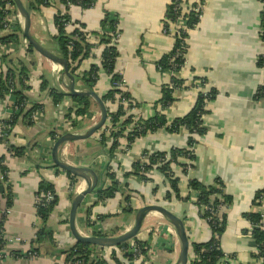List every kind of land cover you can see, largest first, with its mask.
<instances>
[{
    "label": "crops",
    "instance_id": "0c3cea01",
    "mask_svg": "<svg viewBox=\"0 0 264 264\" xmlns=\"http://www.w3.org/2000/svg\"><path fill=\"white\" fill-rule=\"evenodd\" d=\"M94 1L92 8L82 9L70 5L67 10L71 21L82 24L87 32V40L95 45L91 56L78 68L79 73L87 72L91 66H100L104 50L103 45L98 44L102 32L101 22L106 14L112 16L120 35L116 43L118 58L115 71L122 77L123 89L138 104L129 114L144 120L150 119L155 115L161 87L168 84L172 77L156 68L157 61L169 54L174 45L173 37L163 31V20L171 0ZM184 2L190 7L201 3L202 14L197 25L188 31L184 65L175 75L184 84L173 92V103L163 114L168 123L187 115L199 93L195 88L198 80L205 81L201 87L204 92L213 89L217 95L214 100L206 102L207 113L202 117L206 133L197 139L193 148V168L184 174L181 167L172 166L175 177L179 179L178 189L182 200L164 199L168 185L164 176L155 169L148 173L150 183H142L136 177L126 179L124 174L131 172L132 164L144 152L152 154L186 148L187 131L181 129L178 133L169 134L159 130L136 139L128 149L123 137L119 140L113 166L120 167L115 170L117 180L122 185L128 184L135 193L130 201L131 210L119 215L125 206L119 194L113 199L98 202L95 193L84 199L76 216V227L83 233L94 228L106 234L120 235L131 228L139 208L157 204L183 220L190 243L191 260L194 258L191 245L208 242L211 229L201 217L200 209L193 204L194 196L191 201H183L189 193L187 182L196 179L205 186H211L215 181H220L230 203L220 211L226 217L220 248L231 257L220 264H261L252 258L256 249L252 238L246 234L249 224L242 216L253 210L255 194L264 189V96L255 98L258 89L264 87V70L258 66V59L264 53V42L260 38L264 5L261 0ZM57 11L64 13V5L58 0H50L49 7L31 13L30 33L42 46L59 56L54 43L57 32L53 23ZM19 50L23 52V48ZM27 60L32 62L28 69L30 95L37 103L44 104V109L33 115L32 125L20 120L12 130L9 141L13 146L25 148L23 157L13 156L8 152L7 145L0 141V158L3 157L2 165L7 169L12 191V206L3 228L7 238L22 240V244L8 246V258L4 264H64L63 256L50 258L46 255L48 245L40 249L38 257L28 260L15 259L9 252L26 253L29 243L35 238L38 220L34 201L42 180L53 185L58 198V204L48 221L54 242L57 248L74 244L68 222L64 223L63 220H68L72 198L86 186L83 181L77 180L74 189H70L67 175L53 167L51 150L55 140L51 139L50 133L54 132L57 138L69 131L83 133L98 121L99 111L91 100L86 115L77 121V126L72 127L64 118L74 108L71 100L67 98L54 106L51 100L45 99L47 93L39 89V77L45 78L49 88L57 87L54 73L57 66L35 52L28 55ZM64 82L67 83V79ZM74 87L82 89L79 82ZM109 89L110 77L100 72L94 92L103 96ZM12 103V98L8 97L0 102V120L10 118ZM98 139L95 135L84 141L66 143L65 153L60 154V159L70 165L91 168L98 177L97 190L102 185L105 188L109 185L103 174L108 158L98 144ZM178 161L189 163L182 158ZM0 204L4 205L3 199H0ZM87 211L90 212V226L86 223ZM260 211L264 214V198ZM173 231L172 226L159 214L149 213L136 237L149 246V261L142 257L128 262L119 253H114L121 264H174L180 244ZM111 254L112 251L106 260L109 264H115L110 260Z\"/></svg>",
    "mask_w": 264,
    "mask_h": 264
},
{
    "label": "trees",
    "instance_id": "16d2710c",
    "mask_svg": "<svg viewBox=\"0 0 264 264\" xmlns=\"http://www.w3.org/2000/svg\"><path fill=\"white\" fill-rule=\"evenodd\" d=\"M24 7L31 14L38 12L42 7H49L50 0H21ZM60 4L65 7V12L57 11L53 17V23L56 28V36L54 43L56 51L60 57L66 60L68 70L74 77V85L79 82L82 89L94 91V86L99 78V73L103 72L110 77V89L103 96H99L107 109V118L105 125L95 135H97L98 144L103 149L108 158V164L103 170L104 177L108 179V187L103 185L97 191L98 202H104L108 199H113L117 194L121 196L122 202L125 206L122 207V212L119 214L128 213L131 210L130 201L135 193L129 189V185H122L116 178L115 170H119V166L114 164L115 153L119 148V140L125 138L127 142L126 149L139 138L148 134L156 133L159 130H164L169 134L178 133L181 129H185L188 133L187 146L184 149L173 148L168 152H156L149 154L144 152L141 154L139 160L132 164L131 172L125 173L124 178L136 177L142 183H150L148 173L155 169L159 171L165 178L168 185V191L165 194V200L171 199L182 200L180 197L178 184L179 179L175 177L172 166L181 167L185 174L188 169H192V162L194 161L193 148L197 143V139L205 135L206 129L202 123V117L207 113L206 102L214 100L217 92L213 89L205 92H199L194 106L190 112L182 118L174 119L168 123L163 111L173 103V92L181 88L184 84L175 75L180 71L184 65V56L187 50L188 31L193 29L199 19L194 13L189 12L185 15V30H180V35H173L174 45L171 52L163 56L156 63V68L161 73H171L172 77L170 82L161 87V97L155 105V115L147 120L136 118L129 114L138 104L134 103L129 93L124 89H118V84H121L122 77L115 71V64L118 58L116 45H110V33L116 34L117 22L108 14L105 15L101 22V34L98 44L103 45L104 50L101 55L100 66H91L90 69L81 74L78 68L81 63L91 56V52L95 47L87 40V32L84 26L78 22L71 21L67 14L70 5L81 7L82 9L92 8L95 4L94 0H58ZM180 0H171L166 9L165 17L163 20V31H168V22H176L178 15V4ZM185 5H187L185 3ZM7 6L16 8L11 0H0V47L5 46L4 52L0 49V102L6 98H12L14 105L11 107L12 114L7 120H0V126L7 127L6 130L1 132L5 134L0 139L8 147V152L17 158H21L26 154L25 148L13 146L9 137L12 134L14 126L20 121L32 125L33 115L40 110L44 109V104L37 103L30 95V74L28 73L29 65L27 56L34 54L33 49L28 45L26 49L23 48V54L20 53L22 49L21 42L23 40L21 28L12 16V12L7 10ZM189 6V5H187ZM10 15V16H9ZM69 26H67V25ZM261 40L264 42V12L262 14V33L260 34ZM258 66H263V58L260 56L258 59ZM3 67V68H2ZM2 69V70H1ZM40 79V92L47 93L46 100H51L54 106L62 103L63 100L69 98L66 94L58 88L48 87V83L44 77ZM200 88L204 86V80H198ZM196 87V86H195ZM264 96V87H260L256 93V99ZM74 105L72 110L64 117L65 121L70 122L72 127L77 126V121L82 119L87 111L90 109L91 99L85 96H75L69 98ZM45 100V101H46ZM127 102L124 107L121 101ZM128 112V113H127ZM129 114V115H128ZM66 122V123H68ZM129 130V132H127ZM94 135V136H95ZM52 140H56L58 136L54 132L50 133ZM147 158V163H141V160ZM186 159L189 163L182 164L178 160ZM113 161L112 165L110 164ZM3 157L0 158V199L4 200V205L0 204V212L3 209H10L12 206L11 185L7 178V169L2 165ZM70 179V189H74L77 179L69 174H66ZM188 196L183 201H191L192 195L194 196L193 204L200 209L201 217L207 222L211 229V238L204 244L191 245L194 258L188 264H220L224 259L229 256L225 255L220 248V237L223 234L226 226V217L221 215V218L216 216V212L220 206H226L229 203V198L223 193V185L220 181H215L214 185L205 186L196 179L188 180L187 182ZM52 191L54 187L50 183L41 181L38 185L36 196L41 193ZM156 192V189L153 190ZM264 198V189L255 194L252 203L253 210L244 213L242 218L249 224V230L246 232L252 238L253 246L256 252L252 254V258L264 264V214L260 211L262 200ZM221 199V200H220ZM58 204L57 195L52 202L43 206H35L36 217L38 220V230L35 233V238L29 243V249L26 253L18 251H10L9 254L15 259H32L40 255V249L48 245V253L50 258L58 256L64 257V264H73L78 261L83 264H109L105 259H99L88 263L90 256V249L94 248L91 245L74 242L67 247L57 248L54 239L53 231L48 227L49 218ZM258 209V210H255ZM210 210L215 213H211ZM90 212L86 213V223H88ZM119 215H115L119 217ZM6 218L0 215V251L5 248L6 242L3 240L2 233L4 232V222ZM103 221L102 217H99ZM67 223L68 220H63ZM37 227V226H36ZM101 236V233L97 234ZM130 242L135 243L139 248L140 254L143 259L149 261V246L146 243L138 241L136 238ZM129 243V242H127ZM127 243L117 247L118 250L127 248ZM128 262H132L134 256L132 254H124ZM231 258V257H229ZM4 259V258H3ZM110 260L115 264H121L120 259L112 252ZM123 260V259H121Z\"/></svg>",
    "mask_w": 264,
    "mask_h": 264
},
{
    "label": "water",
    "instance_id": "95a60500",
    "mask_svg": "<svg viewBox=\"0 0 264 264\" xmlns=\"http://www.w3.org/2000/svg\"><path fill=\"white\" fill-rule=\"evenodd\" d=\"M14 4L16 11L22 18L21 33L22 38L27 41L28 45L33 49L35 53L42 58L58 66L61 69V77L67 79V83H64L66 96L69 98L75 96L89 97L99 111L98 121L83 133H65L54 141L51 150V161L54 168L63 171L65 174H69L77 180L84 182L86 188L78 192L71 201L70 210L68 214V229L73 240L77 243H83L100 248H117L120 245L127 243L137 237L142 227L145 217L152 212L159 214L164 218L173 228L176 237L178 238L180 249L177 260L174 264H188L189 263V250L190 243L186 233L184 222L174 213L170 212L167 208L152 204L139 208L134 215V220L131 228L126 232L113 236H85L76 227V216L80 209L84 199L87 196L97 193L98 177L96 173L88 167H80L70 165L60 159V148L70 142L84 141L93 137L103 126L105 125L107 118V109L101 100V98L92 90L88 89H75L74 77L68 70V64L65 59L58 56L54 52L48 50L42 46L30 33L31 27V14L24 7L21 0H11Z\"/></svg>",
    "mask_w": 264,
    "mask_h": 264
},
{
    "label": "built area",
    "instance_id": "2783aa9c",
    "mask_svg": "<svg viewBox=\"0 0 264 264\" xmlns=\"http://www.w3.org/2000/svg\"><path fill=\"white\" fill-rule=\"evenodd\" d=\"M181 3L178 4V15H177V19H176V22L174 23H171L170 21L167 23L168 24V31H167V35H171L173 37V35H180L179 31L180 30H185V15H187L189 12H192L195 14V16H197L198 19H200L201 17V14H202V4H196L194 6H187L185 5V2L184 0H180ZM261 3L264 5V0H261ZM7 10H9L10 12H12V16L14 17L15 21L19 24L20 28L22 27V18L20 17V15L17 13V11H13V8L10 7V6H7L6 7ZM10 16V15H9ZM67 25V24H66ZM69 26V25H67ZM164 33L166 34V31H164ZM110 36V45H116L120 35L119 33L117 32L116 34H113V33H110L109 34ZM22 48L26 49V47L28 46V43L26 40H22L21 42V45H20ZM1 51L4 52L5 50V46L4 47H0ZM261 57L263 58V70H264V53L261 55ZM55 75H56V81H57V87L55 88H58L60 89L61 91L65 92V86H64V80L63 78L61 77V69L57 66V69H55ZM171 74V73H169ZM64 82V83H63ZM195 88L199 90V92L205 94L204 90H202L200 88V84L199 82H195ZM118 89H123V84L121 82V84H118ZM121 104L126 107L127 106V102L122 100L121 101ZM14 105V103H12V106ZM130 112V111H129ZM128 113V112H127ZM34 119V118H33ZM32 119V121H33ZM7 127H3V126H0V139L3 138L5 136V134H3L1 131L2 130H6ZM70 132V131H69ZM129 132V130L127 131ZM71 133V132H70ZM65 147L64 145L60 148L59 150V156L60 154H64L65 153ZM61 157V156H60ZM141 163H147V158H144L141 160ZM56 197V193L52 192V191H49V192H46V193H41V194H38L36 197H35V206H43L45 204H49L50 202H52L54 200V198ZM221 200V199H220ZM224 207L223 205L220 206L216 212V216L218 218H221V208ZM211 213H215L214 211L210 210ZM10 213V209H3L1 212H0V215L4 216L5 218H7V216L9 215ZM263 226H264V221L262 222ZM174 232V231H173ZM83 233V232H82ZM101 233V236H106V237H113V236H117L115 234H106L105 232L103 231H99L98 229H90L87 233H83L85 236H99L97 234ZM3 235V240L6 242L5 244V248L3 251H0V264H4L5 260L8 258V253H7V250H8V246L12 245V244H19L21 243L22 244V240L19 239V238H13V239H9L6 237L5 235V232L2 233ZM94 248L90 249V256H89V259H88V263L92 262V261H95V260H99V259H105L108 257L109 253L112 251V252H117L119 253V255H123L126 253V254H132L134 256V259L133 261L137 260V259H141L142 258V255L140 254V250L139 248L135 245V243H128L127 244V248L124 249V250H118L117 248H100V247H95L93 246ZM120 257V256H119ZM4 258V259H3ZM73 264H83L81 262H74Z\"/></svg>",
    "mask_w": 264,
    "mask_h": 264
},
{
    "label": "rangeland",
    "instance_id": "374dc122",
    "mask_svg": "<svg viewBox=\"0 0 264 264\" xmlns=\"http://www.w3.org/2000/svg\"><path fill=\"white\" fill-rule=\"evenodd\" d=\"M130 243V241H128ZM128 244V243H127Z\"/></svg>",
    "mask_w": 264,
    "mask_h": 264
}]
</instances>
